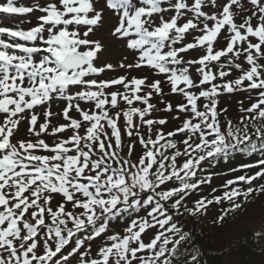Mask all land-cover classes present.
Here are the masks:
<instances>
[{
  "label": "snow or ice",
  "instance_id": "6c2138e0",
  "mask_svg": "<svg viewBox=\"0 0 264 264\" xmlns=\"http://www.w3.org/2000/svg\"><path fill=\"white\" fill-rule=\"evenodd\" d=\"M0 14L28 25L0 26V264H205L184 220L215 209L222 226L264 194V0H0ZM109 17L119 77L92 39ZM245 93L225 117L220 98ZM235 154L257 158L216 171Z\"/></svg>",
  "mask_w": 264,
  "mask_h": 264
},
{
  "label": "trees",
  "instance_id": "16d2710c",
  "mask_svg": "<svg viewBox=\"0 0 264 264\" xmlns=\"http://www.w3.org/2000/svg\"><path fill=\"white\" fill-rule=\"evenodd\" d=\"M227 96L220 98L219 106L224 105ZM234 96L243 97L245 105L249 103L246 100V93ZM227 109L225 117L235 122L237 115H233L230 108ZM256 158L255 155L249 157L235 154L228 160L222 161L216 171H223L231 166L237 167ZM207 191L202 194L206 195ZM196 198L194 195L191 199ZM210 213L207 217L199 219L187 217L184 220L187 229L195 237L197 247L202 250L205 264H264V194L251 199L241 210L232 214L222 226L212 223L215 209H210ZM256 233H261V238L257 239Z\"/></svg>",
  "mask_w": 264,
  "mask_h": 264
},
{
  "label": "rangeland",
  "instance_id": "374dc122",
  "mask_svg": "<svg viewBox=\"0 0 264 264\" xmlns=\"http://www.w3.org/2000/svg\"><path fill=\"white\" fill-rule=\"evenodd\" d=\"M30 2H35V0H25V3H30ZM41 3H43V0H40ZM243 2V0H242ZM104 5V0H97V6L101 7ZM24 18H20V19H16V20H7L8 23L13 24L15 26H22V27H28L27 24H25L23 22ZM114 21L109 17L107 19V22H105L101 27H99L97 29V34L92 36V39L95 40H99L102 44L103 47V51L99 54L101 57V63H111L116 67V71L111 72L110 75L113 77H119L121 75H125V70L124 69H120L118 67L120 61L123 59L124 56L128 55V52L125 51V49L123 48V46L117 42L111 35H110V30L113 26ZM130 61H125V63H128ZM130 75H135V76H140L143 75L142 72H137L135 70H132ZM165 91H167V87L165 88ZM244 99L243 97H237V96H227L224 99V105H220V108H230L233 111V115H237L238 116V108H239V104H238V100ZM153 103H156L153 102ZM54 112L58 110V107L56 105H53V109ZM55 123V121H54ZM24 135V129L21 128L20 129V136L22 137ZM232 168L231 167H227L223 170V172H227L228 169ZM239 174V173H237ZM217 184L222 183L221 180H215L214 181Z\"/></svg>",
  "mask_w": 264,
  "mask_h": 264
}]
</instances>
